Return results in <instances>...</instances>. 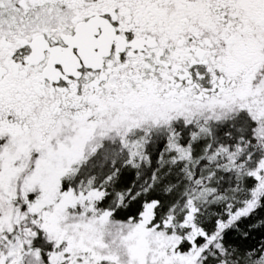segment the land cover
I'll list each match as a JSON object with an SVG mask.
<instances>
[{"label": "snow or ice", "instance_id": "snow-or-ice-1", "mask_svg": "<svg viewBox=\"0 0 264 264\" xmlns=\"http://www.w3.org/2000/svg\"><path fill=\"white\" fill-rule=\"evenodd\" d=\"M0 264H264V0H0Z\"/></svg>", "mask_w": 264, "mask_h": 264}]
</instances>
